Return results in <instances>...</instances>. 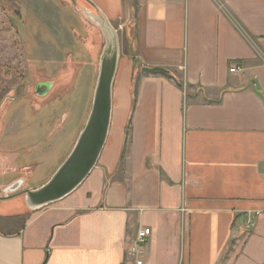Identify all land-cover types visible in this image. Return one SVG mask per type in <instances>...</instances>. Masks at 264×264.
Listing matches in <instances>:
<instances>
[{
    "label": "crops",
    "instance_id": "0c3cea01",
    "mask_svg": "<svg viewBox=\"0 0 264 264\" xmlns=\"http://www.w3.org/2000/svg\"><path fill=\"white\" fill-rule=\"evenodd\" d=\"M93 1L136 28L106 145L76 190L0 232V264H264V0Z\"/></svg>",
    "mask_w": 264,
    "mask_h": 264
},
{
    "label": "rangeland",
    "instance_id": "374dc122",
    "mask_svg": "<svg viewBox=\"0 0 264 264\" xmlns=\"http://www.w3.org/2000/svg\"><path fill=\"white\" fill-rule=\"evenodd\" d=\"M84 5L80 0H0L2 215L30 211L25 189L47 182L90 112L105 40ZM135 33L132 23L119 30L125 49ZM49 81L52 87L41 95L39 84ZM16 152L21 156L13 160ZM20 180L17 190L6 192ZM0 226L8 231L19 224L0 220Z\"/></svg>",
    "mask_w": 264,
    "mask_h": 264
},
{
    "label": "water",
    "instance_id": "95a60500",
    "mask_svg": "<svg viewBox=\"0 0 264 264\" xmlns=\"http://www.w3.org/2000/svg\"><path fill=\"white\" fill-rule=\"evenodd\" d=\"M80 1L90 6L86 13L100 27L105 40L92 104L86 122L66 159L43 185L25 189V203L30 211L60 201L76 190L97 165L108 139L113 110V86L121 50L120 35L93 0ZM142 70L149 73L169 72L162 66H144ZM52 85V81L43 82L39 84L38 92L46 95ZM13 184L6 192L17 190L23 181Z\"/></svg>",
    "mask_w": 264,
    "mask_h": 264
},
{
    "label": "trees",
    "instance_id": "16d2710c",
    "mask_svg": "<svg viewBox=\"0 0 264 264\" xmlns=\"http://www.w3.org/2000/svg\"><path fill=\"white\" fill-rule=\"evenodd\" d=\"M136 5V2H135ZM165 76L175 79L178 86L183 87V84L181 82H179L176 78L174 73L169 72V73H164ZM135 92H136V80L134 81V89H133V94L135 96ZM129 130V127H128ZM129 131H128V140L129 141ZM31 211L25 212V213H21V214H11V215H2L0 214V220H4V221H15L19 224V226L17 228H13L10 229L8 231H6L4 226H0V232L5 234V235H13V234H19L26 226L27 223V219L30 215Z\"/></svg>",
    "mask_w": 264,
    "mask_h": 264
},
{
    "label": "built area",
    "instance_id": "2783aa9c",
    "mask_svg": "<svg viewBox=\"0 0 264 264\" xmlns=\"http://www.w3.org/2000/svg\"><path fill=\"white\" fill-rule=\"evenodd\" d=\"M238 67H231V71H236ZM151 228L149 227H145L143 229H141L139 232H138V237H137V242L136 244H134L133 246H131V250L133 252H136L138 250V246L140 244H143L147 241L148 237L151 235ZM137 264H142V260H138L137 261Z\"/></svg>",
    "mask_w": 264,
    "mask_h": 264
}]
</instances>
